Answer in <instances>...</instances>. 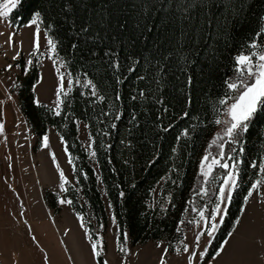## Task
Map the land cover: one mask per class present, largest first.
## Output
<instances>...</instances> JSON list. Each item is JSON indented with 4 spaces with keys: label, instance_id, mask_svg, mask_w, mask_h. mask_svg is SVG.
Returning a JSON list of instances; mask_svg holds the SVG:
<instances>
[{
    "label": "snow or ice",
    "instance_id": "obj_1",
    "mask_svg": "<svg viewBox=\"0 0 264 264\" xmlns=\"http://www.w3.org/2000/svg\"><path fill=\"white\" fill-rule=\"evenodd\" d=\"M58 2L59 11L56 15L62 17V21L57 25L53 18L47 24L42 34L45 50L41 51L40 44L42 12L29 9L30 18L25 26L34 29L30 51L20 61L22 42L14 41L16 33L9 32L5 43L14 49L11 60L15 63L4 64L0 71L8 73L16 70L25 76L31 73L35 77V83L31 84L30 103L37 108H47L54 116L62 115V107L74 88L78 89L86 103L93 106L107 101V110L101 109V115L107 121H100L107 129L102 133L103 136L117 130V122H121L127 112L128 121L121 134L120 144L134 159V150L147 141L154 149L153 155L147 159V163L152 165L159 155L155 140L162 138L161 133L172 129L175 120L189 117V108L193 103L191 91L177 100L181 110L175 120L168 122L166 126L163 124L169 112L166 89L173 80L181 81L183 88L191 89L196 82L197 72L201 75L205 72L209 76L220 75L219 87L222 91L216 94L213 118L208 121L216 126V130L198 158L195 173L197 182L189 190L190 194L184 200L182 211L175 222L176 236L172 242L164 239L155 241V248L158 250L155 264H169L173 256L174 264H224L221 257L225 253L231 251L242 254L246 250L247 230L242 231L241 226L244 224L247 207L253 199L264 206V154L253 157L246 151L253 128L256 129V140L264 137V14L258 16V30H253L235 51L229 52L225 62L224 53L230 47L228 41L235 42L236 32L242 27V18L247 15L242 6L237 7L236 0ZM26 6L27 0H2L0 20L6 22L10 13L16 9L23 11ZM54 27L63 30L64 38L68 40L67 48L79 61L80 71H71L68 62L60 56L59 47L62 41L54 39L51 34L50 30ZM43 59L50 61L55 78L54 100L50 106L43 104L37 94V87L43 81V73L35 72L34 68L42 69ZM138 69L141 71H137ZM132 75L135 76L133 83L137 86L122 93L121 86ZM106 78L112 81V96L100 87V82ZM145 82V87L138 86ZM9 87L19 88V85L10 81L4 86L5 100L15 102ZM123 101L129 102L127 107ZM148 101H151L152 108L147 106ZM4 102L0 100V135L5 132L2 109ZM137 102L141 107H137ZM150 115L154 118L149 119ZM144 122L150 127L143 131V140L138 144L135 134L144 129ZM73 123L79 132L82 121L75 119ZM200 124H205V121H200ZM83 127L87 130L90 125L83 122ZM195 128V125H189L180 129L174 137L175 141L190 137ZM148 132H151V137ZM38 141L40 148L49 149L51 163L58 173V188L61 193L66 192L70 181L57 162L55 153L50 151L48 131H44ZM59 141L67 163L71 166L75 183H80V176L87 180L88 174L82 168L77 169L63 135L59 136ZM94 144L95 139L88 132L85 151L92 159L93 172L96 173L95 165L99 161ZM102 147L108 148L110 145L102 144ZM171 153H177L176 146L171 147ZM123 163L128 165L129 159H124ZM108 164H112L111 159ZM11 167L9 163L8 168ZM217 169L220 174H217ZM248 170L252 171L255 179L245 178ZM112 171L115 172L116 169L112 168ZM169 172L176 174L175 179L165 173L160 181L167 178L179 188L182 173L175 163L170 166ZM96 180H101L99 173H96ZM7 187L12 189L11 184ZM115 187L119 189L120 185L116 184ZM13 191L15 192L14 189ZM118 195L124 197L125 192L121 190ZM238 195L240 202L236 212H232L231 206ZM16 199H20L18 194ZM171 199L172 193H169L167 201L170 202ZM56 202L60 205L73 204L71 199L62 198L60 195L56 196ZM168 206V203L161 204V211L166 212ZM170 206L176 207L174 204ZM107 207L112 208L110 200ZM24 214V204L21 202L18 215L23 218ZM75 218L83 229L85 239L89 241L93 264H108L106 259H99L105 253L102 235L99 232L92 233L91 228L84 222L83 213L75 212ZM110 220L116 226L115 249L122 253L119 264H128V257L137 253H133L127 246L128 232L120 230L114 214L110 215ZM23 224L27 225V236L43 254V264H48V255L37 241L28 220L24 219ZM100 227L103 228V225ZM185 228L192 232L191 239L188 238ZM68 231L65 229V234ZM258 246L260 253L264 255V233L260 235ZM234 264L248 262L241 260Z\"/></svg>",
    "mask_w": 264,
    "mask_h": 264
},
{
    "label": "trees",
    "instance_id": "obj_2",
    "mask_svg": "<svg viewBox=\"0 0 264 264\" xmlns=\"http://www.w3.org/2000/svg\"><path fill=\"white\" fill-rule=\"evenodd\" d=\"M131 2V0H129ZM237 7H243L247 15L242 18V27L236 32L235 42L228 41L230 46L225 50L224 57L227 62L228 53L235 51L236 47L241 42L246 40L253 30H258V16L264 14V0H236ZM251 5V7H249ZM40 10L42 12L41 23L43 29L49 22L55 18V22L59 25L62 17L57 16L59 11L58 0H27L26 8L14 10L10 13L9 23L13 28H20L26 25L27 19L30 18L28 10ZM51 31L54 39L62 41L59 47L60 56L68 62L69 69L73 72L80 71L79 61L68 50V40L64 38L62 29L54 27ZM264 42V39H262ZM22 61V60H20ZM223 67V65H221ZM38 72V68H34ZM91 71V70H89ZM137 71H141L138 69ZM229 74H231L229 72ZM177 75H180L177 72ZM99 79V78H98ZM183 77H181V80ZM135 76L132 75L124 85L121 86L122 93H127L129 89L137 86L134 85ZM35 83V77L30 73L27 76L19 78L17 88L19 108L24 116L28 126L31 128L36 137L42 135L48 127H53L60 135H63L67 141V147L72 154L74 163L77 169L82 168L88 174V179L84 180L83 176L79 177L80 183L74 185H67L68 190L64 192L63 196L71 199L73 204L70 205L74 212H81L84 215V222L94 232V226L91 222L92 218L97 225L106 226V213L104 204L101 198V193L98 188V182L103 187L104 193L107 192V201L112 202V214L117 218V224L121 231H127L132 246L142 245L150 240L164 239L166 242H172L173 237L176 236L174 231L175 222L182 211L183 202L190 194L189 190L192 185L197 182L196 165L198 158L203 154L204 148L207 146V141L211 138L212 133L216 130V126L208 123L213 118V101L216 94L221 92L220 75L214 74L209 76L207 72L203 75L197 72L196 82L191 89L183 88L181 81L173 80L166 89V98L169 106L168 115L164 118L163 124L166 126L168 122L175 120V117L181 110V105L177 102L180 97H183L187 92L191 91L193 103L189 108V117L183 120H175L172 129L167 133H161V139L155 140V144L159 150V155L152 165L147 163V159L153 155L154 149L151 143L145 141L140 147L134 150L136 158L129 154L121 144V134L127 125L128 114L125 112L123 120L117 122L119 128L112 130L110 135L103 136L102 133L107 129L101 120H105L101 115V109L107 110V101L99 105H91L86 103L85 98L79 95L77 88H74L69 95L65 104L62 107V115L54 116L47 110V108H37L30 103L31 84ZM145 83H141L139 87H145ZM100 87L104 89L109 96H112V81L111 79H104L100 82ZM124 106H128V101H123ZM147 106L152 108L151 101L147 102ZM137 107L141 104L137 102ZM151 115L149 119H153ZM75 119H80L87 122L90 127V132L94 139V147L97 151L98 173L101 180H96V173L89 163L87 153L81 146L77 138V126L73 123ZM143 121V117H141ZM200 121H205L201 125ZM189 125H195V131L190 137L182 138L179 142L175 141L174 137L178 131ZM150 125L144 122V129L136 132V142L140 144L143 140V131H146ZM151 137V132H148ZM249 143L246 145V151L253 157H256L264 152V137L256 140V129L253 128L249 135ZM102 144L110 145L108 148L102 147ZM177 147V153H171V147ZM215 151V149H213ZM111 159L112 164H108ZM124 159H129V164L123 163ZM247 160V157H246ZM175 163L182 173L181 186L175 187L171 180H168L164 185V191L172 193V202L177 210L174 214H162L152 211L148 204L151 199L153 191L157 186V181L165 173L175 179L176 174L169 172L170 166ZM246 167V164H245ZM112 168L116 171L113 172ZM217 174L220 170L217 169ZM246 179H255L251 170H248ZM74 179V175H73ZM75 180V179H74ZM116 184L120 185L117 189ZM124 191L125 196L119 197L118 192ZM80 196L84 201V206L80 204ZM49 198L51 201H49ZM45 204L52 210L56 211L55 200L53 194L45 193L43 196ZM240 202L239 195L234 200L231 211L236 212ZM226 227V226H225ZM103 260V256L99 258Z\"/></svg>",
    "mask_w": 264,
    "mask_h": 264
},
{
    "label": "rangeland",
    "instance_id": "obj_3",
    "mask_svg": "<svg viewBox=\"0 0 264 264\" xmlns=\"http://www.w3.org/2000/svg\"><path fill=\"white\" fill-rule=\"evenodd\" d=\"M9 16L6 22L0 20V33H3V35H0V68L6 63H15L11 60L14 49L9 48L5 43L9 32L16 33L13 37L14 41L22 42V55L19 59L23 60L30 51L34 30L32 27H26L25 25L20 28H13L9 23ZM40 28L41 51H44L46 48L42 35L44 29L42 25H40ZM42 63L43 67L42 69L38 68V72L43 73V81L37 87V94L43 104L50 106L54 100V72L50 61L43 59ZM23 76L22 73L16 70H11L8 73L0 71V100L5 101L2 106L5 132L0 135V264H33L32 261L30 262V258H33V248L36 245L31 242L26 234L27 225L23 224L24 219L28 220L31 225L32 232L37 241L40 242V246L44 245L47 247L46 250H52L59 258V264H93L89 241L85 239L83 229L79 227V222L76 220L75 212L71 206L60 205L55 200L56 211H54L43 200L45 193L53 194L55 197L57 195L62 198L65 197L63 196L64 193H61L58 188V173L51 163V157L48 154L49 149L40 148L38 137L33 134L20 111L17 88L9 87L15 102L5 100L4 86L9 84L10 81L17 84L19 78ZM17 121H19V124H17ZM46 131H48L50 137V151L55 153L57 162L70 181L69 185H74L75 180L73 179L71 166L67 163L63 146L59 141V134L53 127H48ZM87 133L88 129L86 130L83 123H81L77 138L84 150L87 146ZM88 159L93 168L92 159L90 157ZM9 163L12 165L10 169L8 168ZM95 168L96 173H98L97 165H95ZM167 181L166 178L157 184L148 204V206L151 205L149 208L152 211L160 215L174 214L177 210L176 207L170 206L173 204L172 200L167 201L169 193L164 191V185ZM8 184L12 185V189L7 187ZM98 188L106 213V226L101 228L93 218L91 222L94 226V232H99L104 240L105 253L102 255L103 260L106 259L108 264H119L122 253L115 249L114 233L116 226L112 225L110 220L112 211L107 207L108 201L100 182H98ZM16 194L19 195V200L16 199ZM49 201H51L50 198ZM21 202H23L25 209L23 218L18 215ZM166 203L169 206L166 212H162L160 205ZM80 204L84 206L81 196ZM65 229L69 230L67 234L64 232ZM245 229L247 230L246 250L242 254H234L231 251L225 253L221 257L224 264H234V262L241 260L248 262V264H261V262H264V255L260 253L258 246L260 235L264 233V206L256 203L255 199L251 200L247 207L244 224L241 226L242 231ZM184 230L187 232L188 238L191 239L192 232L188 228ZM64 240L65 249L69 247L71 254L68 249L65 250L64 254L63 250L59 248V245L62 244L61 241ZM155 241L150 240L145 244L132 246L129 239L127 246L133 253L137 254L128 257V264H155L158 255ZM42 255V253L37 254L41 258ZM56 256L54 255V257ZM18 260H20V263H18ZM174 260L175 257L173 256L169 264H174ZM48 264H51L49 255Z\"/></svg>",
    "mask_w": 264,
    "mask_h": 264
},
{
    "label": "crops",
    "instance_id": "obj_4",
    "mask_svg": "<svg viewBox=\"0 0 264 264\" xmlns=\"http://www.w3.org/2000/svg\"><path fill=\"white\" fill-rule=\"evenodd\" d=\"M40 243V242H39ZM41 247L42 248H44V250H45V252H47L48 253V255H49V259H50V263L51 264H59V258L56 256V254L52 251V250H46L47 249V247L46 246H44V245H41ZM59 248L61 249V250H63V252H64V254H65V240L63 241V243L61 244V245H59ZM67 249L69 250V252H70V254H71V250H70V248L69 247H67ZM33 258L31 257L30 258V262L32 261L33 262V264H43V260H42V258L39 256H37V254L38 253H41L40 251H39V249L38 248H36V246H35V248H33ZM56 256V257H54V255ZM18 263H20V260H18Z\"/></svg>",
    "mask_w": 264,
    "mask_h": 264
}]
</instances>
